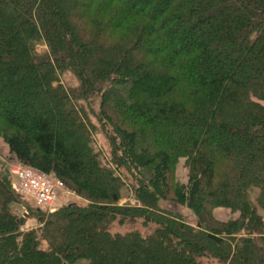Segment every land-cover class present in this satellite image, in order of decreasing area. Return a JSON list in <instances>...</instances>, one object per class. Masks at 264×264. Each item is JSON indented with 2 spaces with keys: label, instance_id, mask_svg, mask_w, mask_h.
Masks as SVG:
<instances>
[{
  "label": "trees",
  "instance_id": "obj_1",
  "mask_svg": "<svg viewBox=\"0 0 264 264\" xmlns=\"http://www.w3.org/2000/svg\"><path fill=\"white\" fill-rule=\"evenodd\" d=\"M0 138L86 202L31 208L0 157V264H264V0H0Z\"/></svg>",
  "mask_w": 264,
  "mask_h": 264
},
{
  "label": "rangeland",
  "instance_id": "obj_2",
  "mask_svg": "<svg viewBox=\"0 0 264 264\" xmlns=\"http://www.w3.org/2000/svg\"><path fill=\"white\" fill-rule=\"evenodd\" d=\"M62 78H63V81L65 83L69 84L70 86L76 87L79 85V80L70 72L63 75ZM99 102L100 101L97 99V101L95 103H93V108L96 112H98L99 108H100ZM94 121L98 125V127L100 128L99 133L96 136V140H97V143L99 145V149H100V151H102L104 156L110 157V154H112V149H113L112 148L113 147L112 137L114 135L111 133L109 134V132H111L109 130L104 131V129L98 123L97 119H94ZM0 157L7 164V166L9 168H11V173H12V168L14 166L20 165L17 163V160L10 154L8 145L5 143V141L2 138H0ZM187 173H188L187 169L184 166V160L180 159L176 165V181L181 182V183H187L188 182ZM126 174L129 175V176L127 175L128 176L127 181H129V177L131 176V174L127 170H126ZM132 178H131V180H132ZM12 180L14 182V185L17 184L16 183L17 178L15 176H13V174H12ZM23 200L31 208L40 209L43 212H50V213L56 212L61 207H64V206L71 204V203H86L82 199V197L76 195V193L74 191H71V189H69V188H67V190L63 193V195L52 206H48L45 208H40V207L38 208L36 205L29 203L25 199H23ZM127 202H128L127 198L122 199L120 201L119 205L123 206V205L127 204ZM130 202L133 205V204H135L136 201L132 200ZM161 205L166 209H169V210L174 211L176 213H180L188 221H190L192 223H195L197 220V216L195 215L196 213L190 207H188V205L186 203L181 202L174 195H170L169 198H167V199H162ZM17 210L21 214L24 213V216L27 217L26 223L24 224V227H23L25 230L37 226V220L35 218L30 217L28 208H25L22 205H19ZM214 213H215L216 217H218L220 219H228V218L233 217V215H234L229 209H226V208H217L214 210ZM153 226H154L153 224L146 226L143 223V220L140 218L136 219L134 221L128 220V221H125L124 223H121L118 220L112 225V232H114V233H117V232L125 233V232L131 231V230H139L143 234H146V233H149L153 229ZM156 256L159 258H163L165 261L170 260L169 255L165 256L162 253H159L158 251L154 253L155 259H156ZM111 262H112V260H111ZM114 262L115 261H113V264H116V262L115 263Z\"/></svg>",
  "mask_w": 264,
  "mask_h": 264
},
{
  "label": "built area",
  "instance_id": "obj_3",
  "mask_svg": "<svg viewBox=\"0 0 264 264\" xmlns=\"http://www.w3.org/2000/svg\"><path fill=\"white\" fill-rule=\"evenodd\" d=\"M12 174L17 178L14 187L21 198L39 207L52 206L67 190L63 180L32 167L14 166Z\"/></svg>",
  "mask_w": 264,
  "mask_h": 264
}]
</instances>
